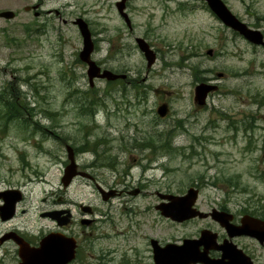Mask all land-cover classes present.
<instances>
[{
	"label": "rangeland",
	"instance_id": "obj_1",
	"mask_svg": "<svg viewBox=\"0 0 264 264\" xmlns=\"http://www.w3.org/2000/svg\"><path fill=\"white\" fill-rule=\"evenodd\" d=\"M36 1L0 0V9L20 11L15 18L0 15V91L16 94L34 124L0 121V189L20 188L25 196L17 217L0 224V234L18 226L37 235L52 225L42 211L71 206L79 220V206H90L96 220L92 245L83 246L88 263L103 257L101 264H153L150 238L180 240L204 223L179 224L163 216L156 191L166 193L167 186L175 194L197 185V206L205 211L224 204L264 216L262 44L224 25L200 0H131L132 28L118 12L117 0H43L40 17L25 9ZM224 1L264 34V0ZM79 16L89 23L92 59L102 69L126 73V79L94 77L91 84L89 65L79 57L83 36L73 22ZM136 37L157 53L150 66ZM197 70L204 80L196 77ZM203 81L217 88L199 105L194 97ZM85 93L96 103L92 113L82 104ZM163 104L168 106L164 116L158 113ZM167 137L171 144L165 145ZM66 144L81 148L75 156L79 164L105 162L108 167L86 171L106 190L117 184L123 193L104 200L85 177L64 187L62 160L70 162ZM143 165L150 167L143 172ZM149 180L155 183L146 186ZM140 186L142 191L133 194ZM61 196L68 202L57 201ZM105 232L109 236L99 239ZM244 241L257 264H264V244ZM3 250L14 256L13 245L0 247V256Z\"/></svg>",
	"mask_w": 264,
	"mask_h": 264
},
{
	"label": "water",
	"instance_id": "obj_2",
	"mask_svg": "<svg viewBox=\"0 0 264 264\" xmlns=\"http://www.w3.org/2000/svg\"><path fill=\"white\" fill-rule=\"evenodd\" d=\"M126 1L127 0L118 1L117 7L120 14L124 16L128 24H130L128 13L125 11ZM204 1L207 2L210 9L225 25L238 31L251 42L264 45V34L262 31L249 27L246 22L242 21L232 12L224 0ZM0 14L6 17L14 16L12 11H3ZM74 22L78 24L83 36V48L80 53V58L85 60L89 65L88 74L90 76L91 84H93L94 77L107 78L109 80L126 78L127 75L125 73H116L109 69H105L101 72V67L91 58V54L95 49V43L92 39V33L88 22L82 17H78ZM137 41L141 50L145 52L148 66H150L156 59L154 50L150 48L149 44L143 38H138ZM208 53L211 54L212 50H209ZM216 88V85L207 84L205 82L198 84L195 91V101L199 105L204 104L208 93ZM167 111L168 106L166 104H163L158 108V113L162 116L166 115ZM67 149L70 164L67 166L66 173L62 179L65 185H68L72 178L77 174L88 175L86 172L77 171V163L74 157L73 148L72 146L67 145ZM112 194L113 193L111 192L104 198L106 199ZM162 197L169 198L170 202L163 203L158 208L161 210L162 214L172 217L173 219L181 221L194 216L206 217L209 214L194 208V203L198 198V189L194 187L190 188L188 193L183 196L162 195ZM0 198L4 200V203L0 206V215L3 219H8L14 215L16 203L23 198V195L19 189H7L0 191ZM214 211L216 212L213 213V216L218 218L219 213L221 212L216 209ZM60 213L61 211H52L46 212L43 215L59 217ZM66 221L67 220L64 219L62 223ZM239 233L250 234L261 242H264V220L249 215L244 217L242 219V226ZM202 237L206 238V235L203 233ZM56 238L57 237L52 235L46 236L42 240L41 245L37 248L30 247L26 243H21V264H67L70 262L75 255L76 245L74 240H71L70 238H67L66 241L54 240ZM19 242L21 241L19 240ZM156 243L157 241L153 239L154 259L156 264H193L198 262L204 264H252L250 258L245 254L238 257L233 252L228 253L225 251V257L222 259L215 260L214 262L210 259L207 260L206 252L200 250L201 241L199 239H187L182 245L167 244L164 247H161ZM233 248L234 247L230 246V250ZM225 258H229V261H225Z\"/></svg>",
	"mask_w": 264,
	"mask_h": 264
},
{
	"label": "flooded vegetation",
	"instance_id": "obj_3",
	"mask_svg": "<svg viewBox=\"0 0 264 264\" xmlns=\"http://www.w3.org/2000/svg\"><path fill=\"white\" fill-rule=\"evenodd\" d=\"M128 2L129 1H127V3ZM4 3H6V0H4ZM127 3H126V5H127ZM0 4H3V3H0ZM42 7H43V0H37L32 5H26L25 9L27 11H33L35 16L40 17V16H42L41 14L44 12ZM4 10H11L14 14L13 18L18 16V14L20 13V11H18L17 9L13 10L11 7H6L4 9H0V13ZM48 12H51V11H48ZM56 12L59 13L58 10H56ZM1 18H3V17H1ZM7 18H5V19H7ZM130 21H131V18H130ZM130 27L132 28V24H130ZM142 142L144 144L149 143L148 140L147 141L144 140ZM164 144L165 145L171 144V137H167V140L164 141ZM80 150H81V148L74 147L75 155H79ZM154 152L157 154L158 151L154 150ZM148 156H150V160H152V158L154 157L153 154H150ZM116 159L117 158H115V161H117ZM62 161L65 164V166L68 164V162L66 160H62ZM117 163H118V161H117ZM94 165L97 166V164H84V163L79 164L78 163V170L94 171L95 170ZM100 166L102 167V166H106V165L100 164ZM107 167H108V165H107ZM149 167H150V165H143V172H145V170H148ZM98 168H100L99 165H98ZM86 176H88V175H86ZM81 177L82 176H76V178H81ZM85 178L86 179L88 178L89 180L94 182V186L96 188V191L99 193V195H101V197H102V195H104V193H111L112 192L114 194L113 197L118 196L119 194L123 193V190L116 189L117 184H114L112 186L107 187L109 190H106L105 187L103 186V184H100L97 180V177L94 176L93 174H91V176H88ZM149 183H155V181L149 180L148 184H146V186L149 185ZM127 187L128 188L126 189V192L130 193V189H129L130 184H128ZM13 188H16V187H13ZM13 188H6V189H13ZM167 188L168 189H167L166 194H171V192L174 191V189H172L169 186H167ZM6 189H3V190L0 189V191H4ZM141 191H142V187L140 186V187H137L136 189H134L132 193L137 194ZM182 192H183L182 190H179L175 194H183ZM156 193L160 197V201L156 205V208H158L161 204L165 203L167 200H165V198H162V194H165L164 192L156 191ZM172 194H174V193H172ZM23 199H24V197H23ZM23 199L21 201H17L16 206H15L14 215L12 217H10L8 219H3L2 216L0 215V224L7 223V222H9V221H11L17 217L19 204L23 201ZM57 201L61 202V204L68 202V200L66 198L63 199V196H61ZM3 203H4V200L2 198H0V206ZM197 207L200 208L199 206H197ZM215 208L219 212H221V213H219L218 218H215L212 215L213 212H216V211H214ZM78 209L81 212V214L83 215L79 220H75L74 214L72 213L71 206L52 208L50 210H46V211L70 210V213L72 215H70V217H68L67 222L65 224H60V220H64L65 215L68 214L67 211L62 213L59 218L46 216L45 218L47 220L51 221L52 225L47 226V227H43L40 231V234H37V235H32V233L30 231L24 230L18 226H12L9 229L4 230L0 234V247H3L5 244H9V245H13L15 250H14V256L12 255L11 251H7V250L4 251L3 250L2 256H0V264H10V263L21 264L22 256H21V245L19 243V237L22 238V240H24L25 242H27V244H29L30 246L37 248L38 246H40L41 241L43 240V238L46 235H53V236L57 237L54 240H59V241H61V240L66 241L67 238L74 240L75 245H76L75 255L69 264H92V263H88L84 259L83 246L85 243H87L88 245H92V242L90 240V236H92L93 229H95L94 225H95L96 219L94 218L93 215L95 214L96 210L91 208V210H90L91 214H88V213H86V211H84L83 205H81V207L79 206ZM200 209H202V208H200ZM206 212H209L211 214L207 215L206 217L196 216V217H193V218L181 221V222L173 221L174 223H179V224H186L189 222H195L196 223V221H198V220L204 221L202 226L197 227V232L193 236L184 237L180 240H171V241L167 240V241H163V242H160V240L156 238L158 240L157 241L155 239L157 241L156 244L161 246V247H164L167 244L182 245L184 243V241L187 239H195V240L199 239L201 241L200 250L206 252V259L207 260L210 259V260H213V262H214L215 260L222 259L223 257H225L224 256L225 252H228V253L233 252L238 257L245 254L246 256H248L250 258L252 264H257L253 253L250 251V246L248 244H246L244 241L246 239L254 240L255 237L250 235V234H244V233L240 234L239 233V231L241 230V226H242V219L248 215L252 216V217H254L256 215H254L252 212L251 213L248 212L247 209L240 210V211H233L227 205H224V204H218L217 206L213 205L210 208V210H207ZM87 215H92V217H86ZM160 217H163V216L161 215ZM256 217L262 218L258 214ZM85 218H88V220L84 221ZM104 221L105 220L100 218L99 223L97 225L99 227H102L104 224ZM110 221L112 222L111 219H110ZM101 233L99 235V239L102 238V240H104L109 236L108 233H106V232L104 234H101ZM203 233L206 235V238L202 237ZM232 233H234V234H232ZM16 238H18V240H16ZM150 243L152 245L153 259H154V246H153V239L152 238H150ZM260 243L264 244V242H260ZM230 246H232L234 248L232 250H230ZM241 251H242V253H241ZM237 253L240 255H238ZM91 255H93V254H91ZM226 255H227V253H226ZM10 259H12L13 261L8 263V261H10ZM97 259L103 260L104 258L99 257ZM100 260L98 263H95V264L103 263ZM225 261H229V258H225ZM153 264H156L155 259H154ZM193 264H204V263L198 262V263H193Z\"/></svg>",
	"mask_w": 264,
	"mask_h": 264
},
{
	"label": "trees",
	"instance_id": "obj_4",
	"mask_svg": "<svg viewBox=\"0 0 264 264\" xmlns=\"http://www.w3.org/2000/svg\"><path fill=\"white\" fill-rule=\"evenodd\" d=\"M202 70H197L196 71V77L200 78L202 80L203 77L201 76ZM109 82H113V81H109ZM6 86V85H5ZM5 86H3V89L5 88ZM7 90L6 88L2 91H0V98L1 100H4V104H5V109L4 110H0V121L3 122H9V121H16L18 123H20V125H24L27 128L32 127L34 124L33 122L30 120V118L27 116L29 109H27L26 111L22 108H20V105H18L17 103H21L19 100H17L16 102V98L17 95L13 94V92ZM8 92V93H7ZM86 95L81 99L82 104H87L88 107H85L86 109L90 108V112L87 111L88 113H92L91 110L93 108L94 105H96L95 101L93 100L92 96H88L87 93H85ZM14 98V100H10L11 98ZM1 102V101H0ZM25 107V105L23 106ZM31 110L34 108H30ZM169 136V132L167 134ZM232 177L229 178L228 182L231 183ZM264 218V216H263Z\"/></svg>",
	"mask_w": 264,
	"mask_h": 264
}]
</instances>
